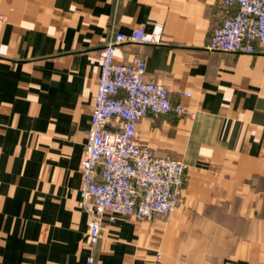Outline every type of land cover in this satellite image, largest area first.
<instances>
[{
  "label": "crops",
  "instance_id": "obj_1",
  "mask_svg": "<svg viewBox=\"0 0 264 264\" xmlns=\"http://www.w3.org/2000/svg\"><path fill=\"white\" fill-rule=\"evenodd\" d=\"M228 13L222 0H0V264H85L99 48L156 23L161 43H121L115 60L143 58L184 106L135 135L186 164L181 200L167 221L105 214L95 264H264V44L208 50Z\"/></svg>",
  "mask_w": 264,
  "mask_h": 264
},
{
  "label": "built area",
  "instance_id": "obj_2",
  "mask_svg": "<svg viewBox=\"0 0 264 264\" xmlns=\"http://www.w3.org/2000/svg\"><path fill=\"white\" fill-rule=\"evenodd\" d=\"M222 3L229 13L214 28L208 50L254 53L257 45L264 44V0ZM162 34L161 23L149 31L140 26L128 34L115 32L99 48L98 83L80 161L78 205L88 215L85 264H95L105 214L167 221L180 203L186 164L159 156L154 148L139 144L135 135L137 122L148 113L181 114L184 106L172 102L164 84L146 78L143 58L128 63L115 60L119 44H159Z\"/></svg>",
  "mask_w": 264,
  "mask_h": 264
}]
</instances>
